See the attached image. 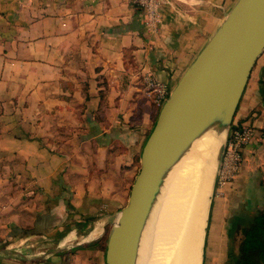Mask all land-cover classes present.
I'll return each mask as SVG.
<instances>
[{
  "label": "crops",
  "instance_id": "obj_1",
  "mask_svg": "<svg viewBox=\"0 0 264 264\" xmlns=\"http://www.w3.org/2000/svg\"><path fill=\"white\" fill-rule=\"evenodd\" d=\"M206 1L165 4L150 30L133 0H0V264H106L160 110L144 75L171 92L237 0ZM263 87L264 50L233 119L255 134L234 180L215 184L202 264H235L264 207Z\"/></svg>",
  "mask_w": 264,
  "mask_h": 264
},
{
  "label": "water",
  "instance_id": "obj_2",
  "mask_svg": "<svg viewBox=\"0 0 264 264\" xmlns=\"http://www.w3.org/2000/svg\"><path fill=\"white\" fill-rule=\"evenodd\" d=\"M264 50V0H237L160 107L143 146L140 168L127 203L105 239L106 264H138L144 230L159 195L195 141L221 137L211 161L204 204L206 225L217 171L238 104L257 58Z\"/></svg>",
  "mask_w": 264,
  "mask_h": 264
},
{
  "label": "bare ground",
  "instance_id": "obj_3",
  "mask_svg": "<svg viewBox=\"0 0 264 264\" xmlns=\"http://www.w3.org/2000/svg\"><path fill=\"white\" fill-rule=\"evenodd\" d=\"M220 139L221 137L217 138L208 133L195 141L188 155L183 158L162 189L159 205L166 200L163 202L166 208L162 210L159 218L164 229L161 232L157 229V233H153L161 242L157 246L153 244L154 256H150L152 264L201 263V244L205 223L204 204L208 200L209 184L212 179L211 161ZM166 192L167 196H165ZM157 210L144 230L138 264H146L145 246Z\"/></svg>",
  "mask_w": 264,
  "mask_h": 264
},
{
  "label": "built area",
  "instance_id": "obj_4",
  "mask_svg": "<svg viewBox=\"0 0 264 264\" xmlns=\"http://www.w3.org/2000/svg\"><path fill=\"white\" fill-rule=\"evenodd\" d=\"M133 2L144 11L148 28L157 30L158 24L162 21L165 4H171L174 0H133ZM144 79L146 95L160 108L169 97L168 85L150 73H146ZM254 134L255 127L253 124L232 122L217 171L216 187L218 192L226 184L233 181L241 170L245 147ZM2 213L3 205L0 203V219Z\"/></svg>",
  "mask_w": 264,
  "mask_h": 264
},
{
  "label": "trees",
  "instance_id": "obj_5",
  "mask_svg": "<svg viewBox=\"0 0 264 264\" xmlns=\"http://www.w3.org/2000/svg\"><path fill=\"white\" fill-rule=\"evenodd\" d=\"M264 95V87L262 89ZM158 107V106H157ZM239 252L230 250V259L235 264H264V207L252 215L240 231Z\"/></svg>",
  "mask_w": 264,
  "mask_h": 264
},
{
  "label": "rangeland",
  "instance_id": "obj_6",
  "mask_svg": "<svg viewBox=\"0 0 264 264\" xmlns=\"http://www.w3.org/2000/svg\"><path fill=\"white\" fill-rule=\"evenodd\" d=\"M214 3L215 2H212L211 0H207L206 1V5H205V8L207 7V6H210L211 4H213L214 5ZM219 3V5H220V8H222V5L224 4V1H219L218 2ZM228 10V9H227ZM227 10H225V12H224V14L220 17V23L222 22V20H223V18L226 16L225 14H226V12H227ZM219 23V24H220ZM139 168H140V164H139ZM167 192L165 193V196H167ZM164 196V197H165ZM166 200H164L163 202H165ZM163 202H161L160 203V205H159V207H158V210H157V212H156V215H155V217H154V219H153V221H152V224H151V230H150V234H149V237H148V240H147V242H146V246H145V251H144V259H146V264L148 263V264H152V260H151V257L150 256H154V254H153V249H152V247H153V244L154 245H156L157 246V244H159V242H161L160 240H158L159 238H157L154 234H156L157 232V229H159V231L161 232L162 231V229H164V227H162L161 226V218H159L160 216H161V213L163 212L162 210H164L165 208H166V206H165V203H163ZM159 215V216H158ZM160 223V224H159ZM157 226V227H156ZM155 228H156V230H155ZM110 230H111V226H108V229H107V231H106V235H105V237H107L108 236V234H109V232H110ZM154 230V231H153ZM154 233V234H153ZM155 236V237H154ZM157 242H156V241ZM20 245H22V243H18V244H15V246H20ZM102 246L104 247V243L102 244ZM151 248V249H150ZM151 250V251H150ZM2 255H0L2 258H5L6 259V252H0ZM151 253V254H150ZM147 254H150V255H147ZM10 255H12V254H10ZM25 258H27V257H25ZM148 258V259H147ZM148 260H149V262H148ZM151 262V263H150ZM37 264V263H36Z\"/></svg>",
  "mask_w": 264,
  "mask_h": 264
}]
</instances>
